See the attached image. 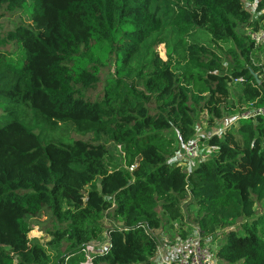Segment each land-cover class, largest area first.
<instances>
[{"label": "trees", "instance_id": "trees-1", "mask_svg": "<svg viewBox=\"0 0 264 264\" xmlns=\"http://www.w3.org/2000/svg\"><path fill=\"white\" fill-rule=\"evenodd\" d=\"M256 2L252 16L242 0H0V11L28 18L2 40L15 49L0 51V264H83L103 233L92 264H150L157 209L177 222L187 199L219 261L264 264V214L254 216L253 200H264L263 118L239 117L201 138L212 156L190 172L168 161L176 141L195 136L198 108L221 118L235 79L239 115L264 106V41L251 39L264 31V0ZM108 67L101 99L85 98ZM103 138L126 171L107 168ZM43 210L56 224L47 246L63 243V252L28 237V218ZM105 213L119 226L104 228Z\"/></svg>", "mask_w": 264, "mask_h": 264}, {"label": "rangeland", "instance_id": "rangeland-1", "mask_svg": "<svg viewBox=\"0 0 264 264\" xmlns=\"http://www.w3.org/2000/svg\"><path fill=\"white\" fill-rule=\"evenodd\" d=\"M242 2L243 6L252 14V16H254V10L257 3L256 0H242ZM27 22V15L22 14L19 11H16L14 13H5L3 11H0V51L6 52L15 49V45L13 43L5 44L2 40L4 39L6 32L13 29L15 24H25ZM157 51L159 53V56L162 59H165L164 48L162 46H159L157 48ZM219 55L224 66H226L227 68H233L235 64L227 54L221 52ZM112 73L113 69L111 67L101 69L98 76V83L91 88L83 89L82 92L84 97L92 102L100 100L105 80L111 77ZM240 98L241 95L239 84L233 82L228 86V97L225 99L227 107H223V112L220 119L213 120L209 116H207L204 111L198 108L193 116L195 136L191 140V145L194 149L191 157L188 160L181 159V150L183 149L181 148L182 144L176 141L173 148V155L168 159V161L181 166L185 172H190L200 160H206L207 158H210L212 156L211 149L205 143H200L199 140H202L201 138H205L211 134L221 135L222 132L227 131L229 127H234L236 125L239 113L237 112V109H240L242 107ZM171 134H173V132ZM173 136H175V134ZM76 137L84 141H88L91 139V136L89 135ZM101 143L108 151V154L104 159L107 168L110 170L119 168L126 171L127 168L123 164V157L119 148L107 138H103ZM253 200L254 216H260L264 214V200L257 201L254 197ZM180 205L183 216L181 220L177 221V227L170 225L167 219L161 214L160 209H157L161 217V235L168 241H174L177 237L180 238V240L191 237L197 228L194 220V205H189L188 199L182 201ZM107 213H111V211H108ZM107 213L104 214L101 221L104 228L119 226V224L115 223L112 217ZM28 223L31 227V231L28 234L31 242L47 246V242H49L50 240V235L48 232L52 231L54 229L53 227L56 225L51 219L49 212L47 210H43L42 213H40L38 216L28 218ZM159 243L162 247L163 245L161 244V242ZM106 244L107 236L105 233H103L100 236L95 237L91 241L89 246L92 248V252L94 253L102 251L105 248ZM210 245L212 247H216V244L212 239H210ZM48 249L51 252H56L57 250L63 252L65 249V245L62 243V245H60L57 249L56 247H48ZM150 264L157 263L152 259Z\"/></svg>", "mask_w": 264, "mask_h": 264}, {"label": "built area", "instance_id": "built-area-1", "mask_svg": "<svg viewBox=\"0 0 264 264\" xmlns=\"http://www.w3.org/2000/svg\"><path fill=\"white\" fill-rule=\"evenodd\" d=\"M251 39L256 44H261L264 41V31L251 34ZM240 81L241 79L239 78L233 82L239 83ZM257 116L262 117L264 120V106L252 108L242 112L240 115L238 114L237 120L239 117L255 118ZM191 140L186 144L180 143L182 144L181 148H183L181 150V159L183 160H188L192 155L194 149L192 148ZM133 168L134 166L131 165L128 170L131 171ZM214 251L215 247L210 245V239L202 238L196 228L191 237L182 240L177 237L174 241L162 247L158 244L153 261L157 264H223L216 258ZM92 253V248L87 245L84 250L85 261L83 264H92Z\"/></svg>", "mask_w": 264, "mask_h": 264}, {"label": "crops", "instance_id": "crops-1", "mask_svg": "<svg viewBox=\"0 0 264 264\" xmlns=\"http://www.w3.org/2000/svg\"><path fill=\"white\" fill-rule=\"evenodd\" d=\"M177 222H173V223H170V225H172V226H175V227H177L176 224ZM161 228L160 229H158L156 232H155V235H156V238H157V242H158V244L160 245V243L159 242H161V244L162 245H167V244H169V242L171 243V241H168V240H166L164 237H162V235H161ZM159 234V235H158Z\"/></svg>", "mask_w": 264, "mask_h": 264}]
</instances>
